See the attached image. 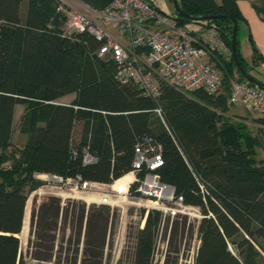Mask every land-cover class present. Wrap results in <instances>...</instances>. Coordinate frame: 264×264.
Here are the masks:
<instances>
[{
	"label": "trees",
	"instance_id": "obj_1",
	"mask_svg": "<svg viewBox=\"0 0 264 264\" xmlns=\"http://www.w3.org/2000/svg\"><path fill=\"white\" fill-rule=\"evenodd\" d=\"M79 1L104 10L114 0ZM179 4L192 16H226L205 22L177 19L180 26L216 30L232 53V20L238 26L243 21L236 0ZM61 6L58 0H0V264L52 260L54 238L46 232L57 229L60 206L55 200L42 207L41 250L31 262L21 251L28 203L24 189H37L34 175L112 185L134 171L135 149L145 140L160 146L163 164L155 174L174 188L176 202L181 199V205L200 211L194 264H264V158H258L263 142L228 118L232 80L255 86L240 74L232 54L207 55L223 77L221 94L185 93L162 82L160 97L153 100L116 80L115 64L97 57L101 43L94 37L64 36L67 13ZM237 45L249 74L238 39ZM253 50L257 61L261 56ZM69 95H75L70 104L59 103ZM18 105L25 106L19 133L26 139L19 150L13 147ZM86 153L95 160L86 163ZM4 163L11 169L5 171ZM148 173L143 166L137 178ZM137 187L131 185L130 196H141ZM142 216L145 225L137 232L133 264H152L164 215L153 209ZM109 222L103 213L87 221L88 232L95 234V242H88L90 264L103 263Z\"/></svg>",
	"mask_w": 264,
	"mask_h": 264
},
{
	"label": "built area",
	"instance_id": "obj_2",
	"mask_svg": "<svg viewBox=\"0 0 264 264\" xmlns=\"http://www.w3.org/2000/svg\"><path fill=\"white\" fill-rule=\"evenodd\" d=\"M75 1L70 5L71 11L64 10L61 3L60 9L67 13L64 36L90 35L100 42L96 55L115 64V78L119 83L134 85L144 97L153 100L160 97L162 82L185 93L204 90L216 96L223 92V77L206 58L209 53L230 58L232 53L216 30L193 35L192 31L179 25L177 16L167 15L148 0H114L104 10H95L79 0ZM228 103L264 118V89L232 80ZM156 113L162 118L161 109H156ZM135 153L134 171L127 182L129 192L136 182L138 194L155 200L154 209L172 211L167 205L175 200L174 188L162 183L155 174L163 164L160 146L145 140L136 147ZM84 159L86 163L95 160L88 153ZM143 166H147L149 173L140 181L137 173ZM2 167L5 171L11 169L7 163ZM54 178L66 184L73 182L78 190L100 185ZM113 192L119 197L122 195L115 190ZM111 202L112 196L103 194L101 203Z\"/></svg>",
	"mask_w": 264,
	"mask_h": 264
},
{
	"label": "rangeland",
	"instance_id": "obj_3",
	"mask_svg": "<svg viewBox=\"0 0 264 264\" xmlns=\"http://www.w3.org/2000/svg\"><path fill=\"white\" fill-rule=\"evenodd\" d=\"M152 1L167 15L174 14L172 0ZM75 2V0H61L66 11H71L70 5H74ZM200 27L196 24L185 26L190 31L198 32ZM74 97L75 95H71L61 102H71ZM228 118L232 122L243 124L250 136L263 142V148L258 150V158H264V122L261 118L240 106L230 107ZM19 119L18 115L13 134V147L18 150L23 147L26 140L19 133ZM80 130L81 125H78L75 131L76 137ZM54 177L34 175L37 189L31 191L29 186L24 189L28 194V203L23 231L19 238L21 251L27 261L31 262L32 257L41 250L37 233L41 232L42 207L55 200L60 206L57 229L46 232L51 240L54 238L55 248L52 260L44 264H87V262L90 264L92 259L89 257L91 254L88 251V242H95V234L88 232L87 221L90 216L98 219L101 213L108 214L110 218L102 264H133L137 232L145 225L142 213L147 215L153 210L155 200L144 196H130L128 176L112 185H93L89 190H78L73 182L66 184ZM113 190H122L120 192L122 195L119 197ZM123 190H126V195ZM103 194L112 196L110 204L101 203ZM167 206L173 210L168 212L160 210L164 215V226L158 237L152 264H194L199 247L200 211L198 208L183 206L175 200ZM42 221L44 226V219ZM86 250L88 255L85 254Z\"/></svg>",
	"mask_w": 264,
	"mask_h": 264
},
{
	"label": "crops",
	"instance_id": "obj_4",
	"mask_svg": "<svg viewBox=\"0 0 264 264\" xmlns=\"http://www.w3.org/2000/svg\"><path fill=\"white\" fill-rule=\"evenodd\" d=\"M236 2L243 16V21L239 24L238 31L240 53L249 66V74L256 80L264 83V0H236ZM201 31H204L202 27H200L199 32ZM253 48H256L257 52L261 56V58H259L257 61L254 60ZM206 59L208 63L215 68V64L211 61V58L207 56ZM237 77L238 74H236V78ZM69 96L60 99L59 103L70 104L75 99V97L71 102H61V100H66ZM24 113L25 106L18 105L15 110L14 126L18 115L20 118V126ZM127 176L129 179L131 178L130 174ZM126 190H123L124 194ZM117 192H122V190H118Z\"/></svg>",
	"mask_w": 264,
	"mask_h": 264
},
{
	"label": "water",
	"instance_id": "obj_5",
	"mask_svg": "<svg viewBox=\"0 0 264 264\" xmlns=\"http://www.w3.org/2000/svg\"><path fill=\"white\" fill-rule=\"evenodd\" d=\"M175 10V15L179 18L190 20L193 22H205L213 19H220L225 18L226 16L223 15H217V16H211V15H201V16H192L185 11L182 10L179 4V0H172ZM232 56L234 63L237 66V69L239 70L240 74L244 76V78L251 84H253L255 87L264 89V84L258 80H256L254 77H252L250 74H248L244 68L242 67L239 58H238V45H237V39H238V30L239 26L236 20H232ZM175 191V190H174Z\"/></svg>",
	"mask_w": 264,
	"mask_h": 264
},
{
	"label": "bare ground",
	"instance_id": "obj_6",
	"mask_svg": "<svg viewBox=\"0 0 264 264\" xmlns=\"http://www.w3.org/2000/svg\"><path fill=\"white\" fill-rule=\"evenodd\" d=\"M120 193V192H119ZM126 193V192H125Z\"/></svg>",
	"mask_w": 264,
	"mask_h": 264
}]
</instances>
